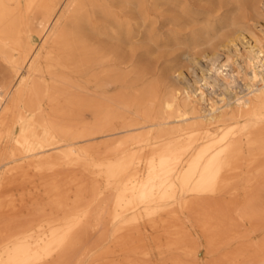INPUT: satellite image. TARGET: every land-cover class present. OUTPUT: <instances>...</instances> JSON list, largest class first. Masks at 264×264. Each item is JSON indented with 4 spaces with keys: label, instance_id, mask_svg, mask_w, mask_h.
<instances>
[{
    "label": "bare ground",
    "instance_id": "obj_1",
    "mask_svg": "<svg viewBox=\"0 0 264 264\" xmlns=\"http://www.w3.org/2000/svg\"><path fill=\"white\" fill-rule=\"evenodd\" d=\"M261 2L0 0V264H264ZM166 16L209 59L190 88Z\"/></svg>",
    "mask_w": 264,
    "mask_h": 264
},
{
    "label": "rangeland",
    "instance_id": "obj_2",
    "mask_svg": "<svg viewBox=\"0 0 264 264\" xmlns=\"http://www.w3.org/2000/svg\"><path fill=\"white\" fill-rule=\"evenodd\" d=\"M261 10L264 12V0H262L261 2ZM168 18L169 17L166 16L165 19H167V21L164 20L158 24V26L161 28V31L165 33L164 36H161L162 38H160L162 39V41L159 43L161 47V49L159 50V55L162 56L161 61L164 62L165 65L169 64L170 66H172L173 71L176 72L173 75L175 83L179 87L190 88V86H192L196 81H199L201 79L202 74H204L205 72L204 70H206L207 65L210 62L209 59L205 57L204 54L200 53V51L197 52V56L195 57H188L182 55L183 49L181 48V46L178 45L179 41L174 39L175 37L176 38L180 37V32H181L180 28L178 26L169 23ZM262 24L263 23L257 24L256 26L253 24L251 26H247L243 36L238 37L231 42L222 41L220 44H218V46L215 48V53L216 56L219 58V60L222 63L226 61L227 57H232L234 58V60H236V57L234 56L235 53L250 50L255 45L256 43L255 41L259 40L261 37V30L263 26ZM102 33H103L102 30L97 29V38H98L97 45L107 44V42L111 44L112 40L108 41L109 39L103 38ZM108 35L110 34L108 33ZM225 43H227V45H225ZM98 49H100V47ZM0 65H1L0 66V79H1L2 76L8 73L5 70L6 69L5 65L3 63H0ZM110 65H113V61L105 63L106 68H109ZM99 70L100 68L98 66L95 67V72H98ZM1 73L4 75H2ZM238 81L240 82V84H238L239 82H237L238 85H236L235 89L238 92L242 93L245 90V87L243 86L244 85L243 79L238 78ZM239 85L240 87H238ZM111 89H112L111 93H113V86L111 87ZM216 92L217 93H215L213 96L217 100L218 99L217 96L221 91L216 90ZM244 93H246V91H244ZM43 107L47 112H49L50 111L49 101H45ZM72 112H75V109H73ZM94 114L95 112L93 111L90 110L85 111L84 121L90 124H92L94 121H98L94 118ZM99 121H103V120H99ZM111 121H113V118ZM200 255L201 256L199 258L200 260L199 262L201 264H207L208 259L210 257V254L207 252V250L201 249ZM154 257L158 259V254L157 253L154 254Z\"/></svg>",
    "mask_w": 264,
    "mask_h": 264
}]
</instances>
